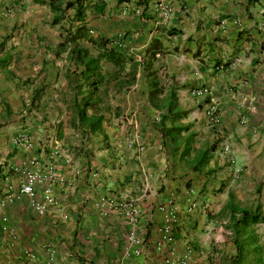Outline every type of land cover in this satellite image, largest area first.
I'll list each match as a JSON object with an SVG mask.
<instances>
[{
	"label": "crops",
	"instance_id": "crops-1",
	"mask_svg": "<svg viewBox=\"0 0 264 264\" xmlns=\"http://www.w3.org/2000/svg\"><path fill=\"white\" fill-rule=\"evenodd\" d=\"M154 4L85 1L93 38L110 40L96 31L112 29L104 14L120 11L110 41L125 58L120 69L99 62L86 115L102 117L101 132L89 133L73 107L87 93L83 67L67 59L70 46L55 51L73 11L54 23L46 3L0 0V264H264V221L231 220L264 216V0H169L165 21ZM150 73L158 89L149 95ZM169 103L168 115L184 112L172 125ZM25 171L44 176L32 198L19 192ZM47 185L52 200L38 210Z\"/></svg>",
	"mask_w": 264,
	"mask_h": 264
},
{
	"label": "trees",
	"instance_id": "trees-1",
	"mask_svg": "<svg viewBox=\"0 0 264 264\" xmlns=\"http://www.w3.org/2000/svg\"><path fill=\"white\" fill-rule=\"evenodd\" d=\"M59 0H34L36 4L42 5L46 3L52 13H59L58 16L53 19V22L58 23L60 19H63L64 13L66 10L71 9L73 11V14L69 20V27L67 31H65L64 38H62L61 42H59L55 46V51L61 52L65 51V47L70 46V50L67 53V59L71 62L80 63V65L83 67V70L79 72L80 78L84 81L83 83H87L86 85V95L81 98V101L74 102L73 107L76 115V123L79 127H86L89 133H100L101 132V122L102 117L100 115L97 116H87L86 111L93 107L94 103L92 102V96L94 95V92L97 90L96 84L99 83L100 79L102 78L100 72H99V62L105 61L108 63H111L115 66H117L119 69L123 65L125 58L122 57L120 54L119 48L114 44V42L103 39V38H93L90 36L86 29V22L84 20V13L86 10L85 1L86 0H70L65 2V4L62 6V8L58 4ZM124 0H119V2ZM144 2V1H143ZM95 11L98 13L102 12V7H95ZM76 23L74 26L73 24ZM79 40L87 42L89 45H91L92 48H94L97 51L96 56L91 57L87 54L85 50L78 49L75 46V43ZM3 46V42L0 43V50ZM153 46V44H152ZM146 55H149L150 57H153L154 55L146 53ZM140 62V61H139ZM144 62L143 59L141 63ZM8 63V59L1 57L0 58V70L5 67ZM143 69L145 67L143 66ZM150 78L148 82V88H149V95L157 93V83L155 82V77H153V74L150 73L148 76ZM92 79V80H91ZM91 80V82H88ZM152 104V103H151ZM175 104L169 103L167 105V116H165L162 121H165L167 118L171 125L172 123H175L181 116L184 115V112H176L173 116L168 115L170 110L174 109ZM160 123V124H161ZM159 124V125H160ZM169 131H173L175 133H179L181 131L180 128H175L173 126H170ZM173 140L175 139V136H171ZM207 151H204L200 156V159L203 161L205 160L204 155H206ZM233 211H237L236 209H232ZM239 218L234 219V217H231V220L235 224H242L243 226L253 225L255 223L263 222L264 216H260L258 214H252L248 211H238ZM260 250V248H256V250Z\"/></svg>",
	"mask_w": 264,
	"mask_h": 264
},
{
	"label": "built area",
	"instance_id": "built-area-1",
	"mask_svg": "<svg viewBox=\"0 0 264 264\" xmlns=\"http://www.w3.org/2000/svg\"><path fill=\"white\" fill-rule=\"evenodd\" d=\"M152 2H154L156 9L158 10L160 17L163 21H165L169 15H170V7L168 5L169 0H150ZM232 3H237V2H245L248 0H229ZM139 9V8H138ZM136 10V12H138L139 10ZM215 111L213 108H209L206 111V117L207 120L210 124H217V117L215 116ZM242 122L244 121L243 119L241 120ZM227 149L228 147L226 145H222L221 146V152L222 153H227ZM44 179V176L33 173V172H28L25 171L23 172L22 175V182L20 185V189L19 192L20 194H23L29 198H32L34 195V188L36 186L37 183L41 182ZM42 203L41 204H36V209L41 210L43 208V204L44 203H50L51 202V195H50V188L49 186H45L42 189ZM193 206L189 205L187 207V210H192ZM138 215V211L136 209H129L128 211V217H129V222L130 224H134L136 221V217ZM173 219V215L171 211H167L165 212V226L163 228V235H167L169 234L170 230H169V224L171 223ZM128 241L130 244H136L137 240L133 234V232H130L128 235ZM138 251L135 249L133 252V255H137Z\"/></svg>",
	"mask_w": 264,
	"mask_h": 264
},
{
	"label": "rangeland",
	"instance_id": "rangeland-1",
	"mask_svg": "<svg viewBox=\"0 0 264 264\" xmlns=\"http://www.w3.org/2000/svg\"><path fill=\"white\" fill-rule=\"evenodd\" d=\"M111 6V5H110ZM110 6H108V7H110ZM124 6V5H123ZM35 8L37 9V10H39V11H37V12H39V13H37V14H40L41 15V17H43V19H45V20H47L46 19V15H45V8H43V7H38V6H35ZM138 8H136L135 6H133V5H129V6H127V7H125L124 6V14H125V12L126 11H128V10H130L134 15H137V14H139L140 13V9H138L139 11L138 12H136V10H137ZM113 10L115 11L116 10V8H113ZM123 11V10H122ZM117 12H120L119 10H116V12H115V14H111V13H109V12H107V14H104V16L106 17V18H108V21L109 22H113L114 23V25H113V27H111L112 29H110L109 31H105L106 29L105 28H101V29H98V31H96V33L97 34H99V35H106L105 37H107L108 39H110V40H115V41H117V36L116 35H113L111 32L113 31V30H115V31H118V27H119V24H121V15H118V13ZM123 15V14H122ZM88 16H90V11H88ZM103 16V17H104ZM104 17V18H105ZM104 18H102V19H100L99 18V20H101V22L102 23H104L105 21H104ZM100 22V23H101ZM100 23H99V25H100ZM26 24L25 23H23V22H19L18 23V25H16L15 26V28H16V30L17 31H19L20 29H23V31H24V26H25ZM43 25H45V24H43ZM45 28V27H44ZM39 29H41V28H39ZM58 33H59V29H58V27L56 26L55 28H54ZM116 36V38H114ZM80 46L81 47H83V45H81L80 44ZM55 58H59V57H57V55H55L54 56ZM62 58V57H61ZM102 62V61H101ZM104 67V66H103ZM104 69H105V73H107V72H109L108 74H109V77L111 78L112 76H114V75H116V71H114L113 69H110V71H108V70H106V68L104 67ZM62 75V74H61ZM105 76H107V75H105ZM119 76V75H118ZM109 104V103H108ZM106 106V104H102V107H96V109L97 110H99V109H102L103 107H105Z\"/></svg>",
	"mask_w": 264,
	"mask_h": 264
}]
</instances>
